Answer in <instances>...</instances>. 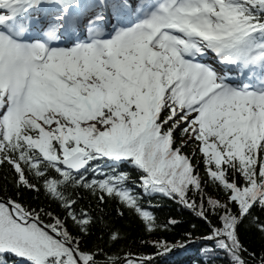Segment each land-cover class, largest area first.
Instances as JSON below:
<instances>
[{"label": "snow or ice", "instance_id": "snow-or-ice-1", "mask_svg": "<svg viewBox=\"0 0 264 264\" xmlns=\"http://www.w3.org/2000/svg\"><path fill=\"white\" fill-rule=\"evenodd\" d=\"M195 243L264 264V0H0V264Z\"/></svg>", "mask_w": 264, "mask_h": 264}, {"label": "trees", "instance_id": "trees-1", "mask_svg": "<svg viewBox=\"0 0 264 264\" xmlns=\"http://www.w3.org/2000/svg\"><path fill=\"white\" fill-rule=\"evenodd\" d=\"M155 203V201H154ZM161 207L157 208L156 215L159 219V221L162 223L170 216L175 217L177 219H180L182 221H187L189 219H192L193 222H195L194 218L191 217V214L184 209H181L178 207L174 202L163 200L160 202ZM110 216H111V223H115L117 227H120L126 231H128L131 235L129 236V241H134L139 239L140 232L139 227L137 225V222L135 219L131 216H129L127 213L125 214V218L123 220L119 219L114 211L113 208L108 209ZM189 225L187 223L183 224L182 227L178 228L176 231L177 233L184 231L187 229ZM169 239H173V236L171 234L168 235ZM178 239V235L176 236ZM122 243H128V241L122 242ZM201 245L199 243H196L194 245L188 246L187 250H179L170 256L163 257L158 261V264H194V262L197 261V258L200 257L199 248ZM134 250L137 249V245L133 244Z\"/></svg>", "mask_w": 264, "mask_h": 264}, {"label": "water", "instance_id": "water-1", "mask_svg": "<svg viewBox=\"0 0 264 264\" xmlns=\"http://www.w3.org/2000/svg\"><path fill=\"white\" fill-rule=\"evenodd\" d=\"M176 251V250H175Z\"/></svg>", "mask_w": 264, "mask_h": 264}]
</instances>
